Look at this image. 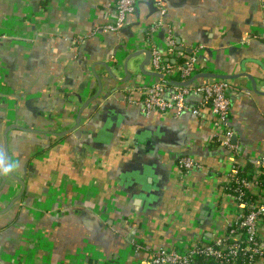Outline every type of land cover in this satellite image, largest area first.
Segmentation results:
<instances>
[{"label":"crops","instance_id":"crops-1","mask_svg":"<svg viewBox=\"0 0 264 264\" xmlns=\"http://www.w3.org/2000/svg\"><path fill=\"white\" fill-rule=\"evenodd\" d=\"M117 1L0 0V264H142L151 248L210 242L232 223L222 191L231 164L213 145L209 113L147 117L136 84L159 80L109 77L108 69L124 78L129 57L153 43L168 50V37L153 31L157 0H140L123 29L106 30ZM160 7L184 49L168 62L201 48L199 74L231 77L234 142L246 159L264 156V0ZM144 59H130L128 71ZM185 156L203 169L183 181Z\"/></svg>","mask_w":264,"mask_h":264},{"label":"built area","instance_id":"built-area-1","mask_svg":"<svg viewBox=\"0 0 264 264\" xmlns=\"http://www.w3.org/2000/svg\"><path fill=\"white\" fill-rule=\"evenodd\" d=\"M139 1L118 0L115 23L106 27V30L123 29ZM160 10L162 15L166 14L163 7ZM162 25L163 22H158L153 31H157ZM167 42L169 47L165 54L154 44L150 45V49L147 48L152 55L149 71L171 79L174 84L167 81L154 84L137 83V90L143 94L139 102L140 108L147 117L152 113H172L180 116L188 112L203 119L209 113L207 119L215 129V140L228 152V161L231 164L223 180L222 191L233 217L228 230L220 237L210 242L193 241L182 249L174 245H158L147 251L148 256L142 264H207L210 260L215 264H240L242 258L247 257L251 260L249 264H264V156L246 159L241 153L239 143L234 142L238 134L231 126L232 102L228 93L232 86L228 81L213 80L186 88L180 87L182 83L200 73L198 58L202 49L196 48L183 62L172 64L166 59L176 53L174 35L169 34ZM167 92L169 96L165 98ZM190 96L199 97L200 102L189 104L187 99ZM249 162L252 164L251 172H246ZM177 167L183 181L192 172L203 169L202 164L191 156L182 157ZM132 246L137 252L146 250L138 242H134ZM199 258L202 263L198 261ZM255 258L257 260L254 261Z\"/></svg>","mask_w":264,"mask_h":264},{"label":"water","instance_id":"water-1","mask_svg":"<svg viewBox=\"0 0 264 264\" xmlns=\"http://www.w3.org/2000/svg\"><path fill=\"white\" fill-rule=\"evenodd\" d=\"M140 3H141V1H139L137 3L135 10L138 11V7H139V4ZM156 3H157V10H158L159 13H161L160 6L162 5L163 0H157ZM149 6L152 9L154 7V2H150L149 3ZM165 15H162V13H161V16L162 17H161V19L158 22H164ZM158 34L159 35H162V40L164 41L165 40L164 37L167 38L169 36V34H170V29H169L168 25H166L165 23H163V25L158 29ZM153 44H155V43H153ZM179 44H180V41H178L176 43V45H177L176 51L184 50V49H181L179 47ZM167 45H168V42H167ZM168 47H169V45H168ZM186 51H188L189 53H192L193 52V49H187ZM141 55H145V59L142 62V64L140 65V67L138 69H136V72L135 71L134 72H129L128 71V61L130 59H134V58L139 57ZM151 58H152L151 51L149 49H142L141 51H139V52L135 53L134 55L130 56L129 59H128V61H127V63L124 64V66H123V71H124L123 73L125 74V77L124 78L119 79L117 77V75L115 73H113V71H111L109 69H108V75H109V77L112 80H114L115 83H117V85H119V84L124 85V84H127L128 82H132V81L134 83V81L135 80H138V78H144V77H154V78H157L159 81H167L168 83H170V84L173 85L174 82L171 79H169L167 77H164L163 75H160V74L151 72L149 70L148 71H145L144 70L145 67H149L150 66ZM166 60L169 61L168 59H166ZM173 63H175V62H173ZM137 72L141 74V75H138V77H136V73ZM199 78H208V79H212V81L213 80H216V81H228V79L231 78V77H227V76L225 77V76L215 75V74H212V73L198 74L195 77H193L192 79H190L189 81H187L185 83H182L180 85V87H182V88L190 87ZM168 96H169V92H167L165 94V98H168ZM78 125H79V123H77V126ZM13 128L22 129L20 127H13ZM76 129L77 128L73 129L71 132H74ZM22 130H25L27 132H37V131L31 130V129H29V130L22 129ZM81 133L82 132L77 129L75 131V136L77 138H80L81 137ZM235 139H237V138H235ZM8 169L10 171V174H12V170H11V165L10 164H9V168ZM2 180H3V182H2V185L0 187V193L3 191V187L6 184V179L4 177H2ZM21 195H22V193L11 202V204L7 208L6 212L9 211L14 206V204L21 198Z\"/></svg>","mask_w":264,"mask_h":264},{"label":"trees","instance_id":"trees-1","mask_svg":"<svg viewBox=\"0 0 264 264\" xmlns=\"http://www.w3.org/2000/svg\"><path fill=\"white\" fill-rule=\"evenodd\" d=\"M213 145H216V146L219 145V146H220V143L215 141V144H213ZM248 165H249V167L247 166L245 171H246V172H251V166H252V164L249 162ZM227 192H228V191H227ZM255 260H257V258H255L254 261H255ZM198 261H199L200 263H202V259H201V258H199ZM250 261H251V260L249 259V257H247L246 259L242 258V261H241L240 264H249ZM207 264H215V263H214L212 260H210V261L207 262Z\"/></svg>","mask_w":264,"mask_h":264}]
</instances>
